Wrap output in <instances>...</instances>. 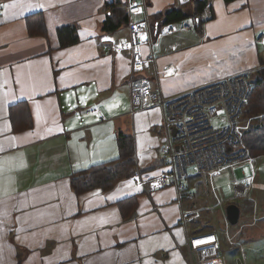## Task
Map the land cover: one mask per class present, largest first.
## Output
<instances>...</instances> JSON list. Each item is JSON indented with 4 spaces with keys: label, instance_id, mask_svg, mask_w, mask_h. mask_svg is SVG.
Wrapping results in <instances>:
<instances>
[{
    "label": "crops",
    "instance_id": "obj_1",
    "mask_svg": "<svg viewBox=\"0 0 264 264\" xmlns=\"http://www.w3.org/2000/svg\"><path fill=\"white\" fill-rule=\"evenodd\" d=\"M204 1L199 29L173 23L178 30L159 39L165 98L245 71L252 80L264 61V0ZM113 2L129 0H0V264H188L173 186L151 191L132 177L105 191L71 186L75 174L118 159L119 133L133 140L134 175L150 181L167 170L162 111L130 114L131 56L101 42L128 36V27L102 31ZM146 2L155 35L167 26L159 15L183 6ZM39 18L45 34H31L27 21L35 31ZM67 25L79 40L61 48L57 30ZM143 76L153 80L152 69ZM11 108L28 112L29 125L16 129ZM193 199L185 211L199 209Z\"/></svg>",
    "mask_w": 264,
    "mask_h": 264
},
{
    "label": "built area",
    "instance_id": "obj_2",
    "mask_svg": "<svg viewBox=\"0 0 264 264\" xmlns=\"http://www.w3.org/2000/svg\"><path fill=\"white\" fill-rule=\"evenodd\" d=\"M178 1L184 6L190 0ZM127 7L130 17L140 16L141 19L130 21L126 38L103 36L101 42L108 44L114 52L130 54V114L160 108L163 114L164 152L168 159L167 170L150 181H143L138 174L132 176V179L137 185L151 191L167 186L176 189L181 223L187 240L188 264H224L219 236L215 232L192 235L188 223L200 217V212L216 208H223L225 217L224 210L229 202L246 197L254 187L252 178L255 175V159L250 158L242 147L241 129L237 124L253 91L251 72L223 77L175 97L165 98L158 80L155 47H158L160 37L175 33L178 26H164L155 35L147 14L146 0H129ZM194 29L191 20L180 24V30L184 33L193 32ZM258 42L264 44V37ZM149 69L153 71V80L143 76ZM170 71L168 69L166 74ZM259 72L264 83V61ZM221 113L223 116L220 118ZM215 119H220L224 127L214 129L212 124ZM173 130L175 135L172 134ZM230 167L236 168V177L238 175V179L232 183L231 198L219 200L212 207L184 210L183 201L193 199L194 194L186 190L183 181L191 176L213 175Z\"/></svg>",
    "mask_w": 264,
    "mask_h": 264
},
{
    "label": "trees",
    "instance_id": "obj_3",
    "mask_svg": "<svg viewBox=\"0 0 264 264\" xmlns=\"http://www.w3.org/2000/svg\"><path fill=\"white\" fill-rule=\"evenodd\" d=\"M224 1L229 3L234 0ZM207 6L208 3L204 0H190L184 7L172 8L166 13L159 15L157 19L161 24L159 26L181 23L185 19H191L194 22V28L199 29L205 21L202 18V14ZM106 8L107 16L106 20L102 24V31L105 34L112 35L121 28L129 27L130 16L128 14V7L125 4L113 2L107 5ZM38 20L39 25L35 31L30 21H27L29 32L31 34L36 32L40 35H44V21L41 18ZM158 29L159 32L160 27H158ZM57 35L61 48L75 45L79 40L77 36V27L75 25L60 27L57 30ZM251 82L253 84V91L243 112H245L246 107H249V111L252 114H264V83L262 81L261 72H258ZM12 109L14 108H11V120L15 128L20 129L28 126L30 123V116L28 112L19 113L15 110L12 111ZM259 117L260 120L258 123L252 125L248 124L241 129L242 147L247 151L248 156L254 159L264 155V115ZM118 148L119 157L114 162L91 167L88 170L75 174V176L72 177L71 186L76 194L93 189H100L103 191L109 190L119 181L130 178L134 175L136 165L134 160L135 152L132 138L119 133ZM233 203L239 207L240 217L243 214L245 217L255 214V205L252 200L244 197L242 199L235 200ZM211 211L212 210L206 212L205 216L209 217L208 215ZM210 222L211 219L206 220L204 227L201 229L196 228L195 233L207 234L216 232L215 227L209 225ZM229 226L231 225L229 224ZM220 238L222 239V237L219 236V242L221 240Z\"/></svg>",
    "mask_w": 264,
    "mask_h": 264
},
{
    "label": "rangeland",
    "instance_id": "obj_4",
    "mask_svg": "<svg viewBox=\"0 0 264 264\" xmlns=\"http://www.w3.org/2000/svg\"><path fill=\"white\" fill-rule=\"evenodd\" d=\"M165 39L161 41L164 42ZM158 49L155 47L156 51ZM261 115L264 114H252L249 107H246L237 123L238 127L242 129L248 124L258 123ZM219 116L221 118L223 114ZM212 125L214 129L224 127L220 119H215ZM253 163L255 175L252 178V184L254 187L246 198L253 201L255 214L248 217L243 214L236 226H229L223 215V208H216L210 212L209 217H204L208 211H202L199 214L200 217L188 223L189 230L201 229L206 220L211 219L209 225L215 227L217 235L222 237L219 244L224 264H264V155L255 159ZM235 170L236 168L230 167L211 176L190 177L189 183L186 180L183 183L195 195L192 202H195L199 209H203L206 206L215 205L219 200L231 198L232 183L238 179ZM188 172L191 174V171Z\"/></svg>",
    "mask_w": 264,
    "mask_h": 264
},
{
    "label": "water",
    "instance_id": "obj_5",
    "mask_svg": "<svg viewBox=\"0 0 264 264\" xmlns=\"http://www.w3.org/2000/svg\"><path fill=\"white\" fill-rule=\"evenodd\" d=\"M175 133H176L175 130H173L172 134L175 135ZM225 217H226L227 222L231 226H236L240 219L239 207L234 203L227 205L225 207Z\"/></svg>",
    "mask_w": 264,
    "mask_h": 264
},
{
    "label": "snow or ice",
    "instance_id": "obj_6",
    "mask_svg": "<svg viewBox=\"0 0 264 264\" xmlns=\"http://www.w3.org/2000/svg\"><path fill=\"white\" fill-rule=\"evenodd\" d=\"M40 6L42 7V5H40ZM3 7L6 8V9L9 8V7H15V4H13V5L4 4ZM49 131H50V129H49ZM29 135H31V133H29Z\"/></svg>",
    "mask_w": 264,
    "mask_h": 264
},
{
    "label": "bare ground",
    "instance_id": "obj_7",
    "mask_svg": "<svg viewBox=\"0 0 264 264\" xmlns=\"http://www.w3.org/2000/svg\"><path fill=\"white\" fill-rule=\"evenodd\" d=\"M229 204H232V203H229ZM229 204H228V205H229Z\"/></svg>",
    "mask_w": 264,
    "mask_h": 264
}]
</instances>
